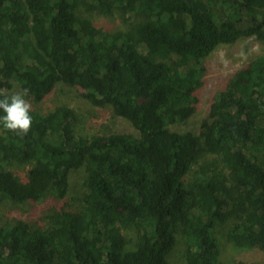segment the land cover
Listing matches in <instances>:
<instances>
[{"label":"trees","instance_id":"1","mask_svg":"<svg viewBox=\"0 0 264 264\" xmlns=\"http://www.w3.org/2000/svg\"><path fill=\"white\" fill-rule=\"evenodd\" d=\"M248 38L264 43V0H0V99L27 90L33 118L27 135L0 125V201L53 200L47 226L0 224V264H171L178 235L182 264H249L221 260L224 224L264 264V54L215 92L198 133L174 129L199 109L206 59ZM58 88L138 134L80 132L74 109L41 106Z\"/></svg>","mask_w":264,"mask_h":264},{"label":"rangeland","instance_id":"2","mask_svg":"<svg viewBox=\"0 0 264 264\" xmlns=\"http://www.w3.org/2000/svg\"><path fill=\"white\" fill-rule=\"evenodd\" d=\"M93 21L100 23L106 28H115L121 24L117 18H106L94 15ZM264 54V43L254 38L242 39L234 45L219 47L205 61L207 69L205 80L207 82L204 90L202 101L197 113L187 123L179 124L174 129L181 132L198 133L202 121L208 116L210 103L215 92L223 88L229 81L230 77L239 71L243 66L252 60ZM25 91L15 86L12 91L6 89L1 90L2 94L9 93L24 94ZM25 99L31 104L29 93ZM64 105L74 109L83 116V122L79 129L89 135H106L112 133H120L127 135H137V131L133 126L121 117L113 114L110 108H101L92 106L87 100L79 98L74 91L66 90L61 92L58 88L52 96L42 101L41 106L46 112L56 105ZM22 174H27L26 168H21ZM85 174L82 170L74 172L71 176V185L67 198L62 202L66 209H73L77 206V200L74 198L82 197L85 192L83 187ZM52 197L38 202L17 205L8 200L0 201V224L6 225L21 219L31 225L47 226V216L53 209ZM79 202V201H78ZM229 224H224L218 230L221 260L223 262H232L235 259H244L249 264H263L262 254L258 250H239L234 248L226 240V233ZM125 235L131 239L135 237V231L123 230ZM184 237L177 236V243L172 250L169 261L171 264H182V253L184 250Z\"/></svg>","mask_w":264,"mask_h":264},{"label":"clouds","instance_id":"3","mask_svg":"<svg viewBox=\"0 0 264 264\" xmlns=\"http://www.w3.org/2000/svg\"><path fill=\"white\" fill-rule=\"evenodd\" d=\"M24 94H14L11 97L4 96L0 99V110L4 115L0 116V125L9 132L19 135H27L31 130L33 118L30 115L31 104L25 99Z\"/></svg>","mask_w":264,"mask_h":264},{"label":"water","instance_id":"4","mask_svg":"<svg viewBox=\"0 0 264 264\" xmlns=\"http://www.w3.org/2000/svg\"><path fill=\"white\" fill-rule=\"evenodd\" d=\"M145 100L144 99H140L139 102H144Z\"/></svg>","mask_w":264,"mask_h":264}]
</instances>
